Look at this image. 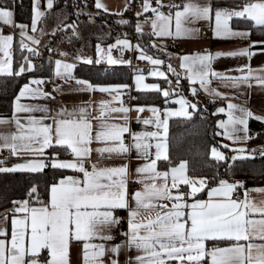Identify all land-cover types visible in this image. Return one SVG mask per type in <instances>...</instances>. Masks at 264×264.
<instances>
[{"label": "snow or ice", "instance_id": "1", "mask_svg": "<svg viewBox=\"0 0 264 264\" xmlns=\"http://www.w3.org/2000/svg\"><path fill=\"white\" fill-rule=\"evenodd\" d=\"M57 2L31 0L30 22H16L13 7L7 0L0 2V24L19 30L17 41L15 33L5 34L0 29V75H27L26 82L11 99V114L0 115V126H7V130H0V150L7 149L9 156L18 161L3 166L7 158L0 159V173L19 171L39 175L51 168L55 174L50 182H44L43 192L40 182L33 181L22 198L5 201L8 206L0 209V264H72L73 244L78 246L80 264H206V261L207 264H264V202L257 205L248 199L250 191L264 192V188L249 189L245 187L246 181L222 177L219 173L211 177L189 176L186 161L172 165L169 158L170 118H191L199 108V101H191L179 92L180 79L184 77L193 96L198 92L193 84L198 82L199 90L213 99L226 101V108L215 109L216 113L226 112L228 117L216 121L223 130L217 134L234 143L213 144L211 157L229 162L255 159L258 155L264 160V145L258 149L246 146L247 141L259 135H249V120L264 123V111H253L229 98L243 87L251 89L253 83L264 89V64L258 68H253L250 62L224 70L214 67L218 58L244 57L251 61L257 53L264 56V39L215 52L203 49L171 53L165 44L168 38L190 37L199 32V28L189 24L201 20L212 22L214 38L249 39L254 28L264 33V0H236L233 7H214L211 0L203 3L140 0L139 10L134 12L135 33L142 38L146 34L145 25H149L147 35L154 39L147 44L138 40L135 45L126 38L127 34L125 38L117 36L114 43L107 45L98 40L94 57L77 50L72 61L66 59L69 52L50 46L52 37L64 32L67 35L62 39L71 43L72 37L81 36L79 16L87 15L89 22H94V15L101 11L122 16L135 0H127L120 12L110 11L102 0H94L96 13L85 11L87 0H82L84 7L73 3L70 6L75 20L68 19L69 4L64 0L63 7L54 13V26L45 32L41 24L53 14ZM233 17L250 22L249 27L233 28L230 25ZM116 23L128 25L130 21L122 18ZM45 35L49 36L45 48L58 56L54 60L51 55L48 57L52 65L50 77L33 76L36 58L42 57L41 37ZM17 43L19 62L14 56ZM149 47L168 57L167 71L162 70L165 60L149 54ZM113 49L119 51V57L113 56ZM126 50L134 51L138 59L150 64L147 76L167 82L168 88L160 83H145L142 70L133 68L135 88L159 93L164 99L163 108L155 104L125 105L122 97L125 90H131L130 85L96 83L74 74L78 63L131 66V60L123 57ZM173 57L178 60V66L171 62ZM169 74L176 77L175 82ZM56 79L61 83L53 82L52 91L44 90V83ZM213 80L234 91H219L211 86ZM95 92L109 98L93 101L90 94ZM81 93L89 94V99L57 100V96ZM171 99H175L178 108L168 106ZM39 100L47 102H34ZM117 103L119 106H114ZM145 110L151 116L141 118L140 113ZM132 111L136 112L137 122L154 125L155 130H134L130 126ZM221 148L229 149L234 155L229 158ZM62 154L69 158H61ZM114 157L121 162H104ZM133 158L145 162L133 168L130 164ZM158 161H167L170 166L160 170ZM231 167L229 162V171ZM66 170L74 174L65 175ZM130 181L140 187L131 188ZM241 188L243 198H233ZM202 191H207V199L197 198ZM119 210L127 211L126 230L119 227L124 223L116 215ZM257 214L259 219L254 218ZM255 239L262 242L253 243ZM221 243L226 246L219 247ZM44 252L47 256L42 260ZM121 254H126L123 261Z\"/></svg>", "mask_w": 264, "mask_h": 264}, {"label": "trees", "instance_id": "2", "mask_svg": "<svg viewBox=\"0 0 264 264\" xmlns=\"http://www.w3.org/2000/svg\"><path fill=\"white\" fill-rule=\"evenodd\" d=\"M0 1L3 2V0ZM67 2L69 7L66 11L70 14L68 18L71 20L77 19L74 14V9L70 5L76 3L80 7H84L82 0H67ZM7 3L13 6L16 21L30 22L31 0H7ZM63 3L64 0H58L56 7L52 10L53 14L50 15L43 24H41V27H44L46 32H49L54 26V13L57 9L63 7ZM87 9H89L90 12H88ZM85 11L88 13L97 12L92 0H87V7L85 8ZM86 18H88L87 15L79 16V20ZM122 18L128 19L130 23L128 25L117 24L116 21ZM140 19L143 20L144 17H140ZM232 21L234 26L249 27L250 25V22H245L242 18H232ZM82 23H84V27L81 26ZM89 23V20L83 22L79 21V24L83 28L84 32L79 38H72L71 43L73 47H70L71 49L80 47L83 43V49L80 48V50H91V54H93L95 44L98 40L100 43L106 45L109 44V42H111L115 37L125 36V34H127L126 37H130L136 43L139 40L142 44H147L150 39H154V37L147 35L149 32L148 30H145L146 34L142 38L137 36L134 30L136 17L131 9L124 11L122 16L105 14L101 11L99 15H94L93 24L96 23L98 26H92L91 31H87V28H90L91 26ZM85 26H88L86 30ZM58 36L59 35L51 38L50 46L53 48L58 47L65 51L68 50L71 44H60L57 41ZM252 37L257 40L264 39V33L254 28L252 30ZM15 38L17 41L19 40L17 36ZM47 43H49V40ZM165 44L168 52L173 53L175 51H181L178 41L176 40H169ZM15 48L16 51L14 56L16 61L19 62L21 57L18 43L15 45ZM147 51L153 56L159 55L161 59L165 60V62L168 61V57L166 55L158 53L154 48L149 47ZM41 52L42 57L36 58L37 68L31 73V75L49 77L52 72V65L48 63V57L50 55L52 56L56 52L50 54L45 46ZM41 65H43V67H41ZM74 74L77 77L89 79L96 83H128L131 77V72L126 65L107 67L106 64L88 65L85 63H78L77 67L74 69ZM26 80L27 75H22L21 77L0 75V115L11 114V99L14 97L16 92H18L19 86L25 83ZM184 81L187 82L186 79H184ZM164 83L165 81L163 82L162 87ZM179 92L191 101H199V108L193 111L191 118L173 117L169 121V158L172 161V165H175L180 160H184L187 162V173L190 176L211 177L219 173L222 177L246 181V188L251 185L264 184V160L260 159L258 155L255 159H237L235 161L229 160L232 165L231 170L229 171V162L216 161L209 154L210 148L213 144L219 145L221 143L224 144L225 142L223 136L217 134L221 132V129L216 125V121L221 120L223 113L215 112V109L221 106L222 102L218 99H210L208 97L199 96L198 94L193 96L189 91L188 85H182ZM133 103L156 104L163 106L164 99L155 91L134 90ZM170 104L172 103H169L168 105ZM257 133H259L258 136H254L253 139L247 141L249 147H255L264 143L263 128H258ZM220 150L224 151L229 158L234 155V153H232L229 149L221 148ZM63 156L64 155L62 154L61 157ZM12 161L13 159L8 158L6 163H11ZM169 166L170 165H168L167 161L158 162V167L161 169H166V167ZM64 174L71 175L74 173L72 170H66ZM53 175L55 174L51 168H46L44 172L39 175L22 173L19 171L14 173H0V209L8 206L5 201L22 198L27 187H30L31 182L33 181L40 182V191L43 192L44 182H50ZM209 186L211 187L212 185ZM242 189L243 188L238 189L237 192ZM206 193L207 191L198 193L197 198L205 197Z\"/></svg>", "mask_w": 264, "mask_h": 264}, {"label": "crops", "instance_id": "3", "mask_svg": "<svg viewBox=\"0 0 264 264\" xmlns=\"http://www.w3.org/2000/svg\"><path fill=\"white\" fill-rule=\"evenodd\" d=\"M92 1H93V4H94V0H92ZM102 2L107 5V7L110 9V11H112V12H120L124 8L125 3L127 2V0H102ZM164 2L168 3V0H164ZM174 2L180 3L181 0H174ZM199 2L203 3L204 0H199ZM211 2L213 3L214 7L217 6V5L233 7L236 4V0H211ZM218 2H221V3H218ZM13 10H14V8H13ZM138 10H139V6L137 7L136 11H138ZM164 11L167 12L168 9L165 8ZM149 15H151V13H149ZM233 18H236V17H233ZM14 20H15V17H14ZM16 22H18V21H16ZM211 23L212 22H209L207 20H201V21L196 22L194 25L193 24H189V27L199 28V32L193 33L190 37H183V38L174 39V40L178 41L179 48H181V51H175L173 53H188V52H193V51H200V50H203V49H209V50H211L213 52H215L217 50H225V51H227V50H231V49L236 48V47L244 46L245 44L249 43L250 40H257L254 37H252V32H251V35H250L249 39H240V38L220 39V38H214L212 36V32H211ZM0 25H3V24H0ZM230 25L233 28H237V27L246 28L244 26H234L232 20L230 21ZM3 26L6 27V30L3 31L5 34L10 33V32L11 33H15L17 38H19V36H18V31L19 30L18 29L13 28V27L8 26V25H3ZM172 27L174 29V22H173ZM149 28H150L149 25H145V30L149 31ZM120 37L121 38H125V36H120ZM126 38L129 39L133 45L136 44V42L133 41L130 37H126ZM115 39H116V37L111 42H109V44L114 43ZM166 40L169 41V40H173V39L168 38ZM167 41H165V43H167ZM130 51H131V56L125 57L124 54H123L124 59H130L131 61H133L135 59H138L137 58L138 54L134 53V51H132V50H130ZM112 54H113L114 57H119L120 56L119 51L116 50V49H113ZM57 56H58V53H54L52 55L53 60L55 58H57ZM73 56L69 55L68 57H66V59H68L69 61H72ZM92 56L93 57L95 56V47H94V53H93ZM167 62L165 63V67L162 69L164 71H167V67H166ZM171 62L173 63L174 66H178L179 62H178V60L175 59V57H173ZM249 62H250L251 66L253 68H258L259 65L264 64V56H262L259 53H257L255 56L252 57L251 61H248L247 58H244V57L218 58L216 61H214V67L216 69H218V70H224V69H227V68L235 67L238 63H249ZM107 67H112V66H108L107 65ZM149 68H150V64H149V67L139 68V69L142 70V72L140 74L145 75V83H160L161 86H162V84L164 82V80L162 78L147 76L146 73L149 70ZM130 72H131L130 81L128 83H125V84L130 85L131 86V90L130 91L129 90H125V94H130L132 96V100H133V92H134V90H137V89L135 88L134 81L132 79L133 70H130ZM233 74H238V73H233ZM51 75H52V72H51ZM184 79H186V78H184ZM54 83L60 84L61 81L59 79H56V80H54ZM188 83H189V81H188ZM193 86H195V87L197 86L196 88L198 89V91L202 92V96L203 97H208L210 99H213L212 96H209L203 90H199V83L198 82H194ZM211 86L218 88V90L221 91V92H232V91H234V90L229 89L227 87L221 86L219 81H215V80L212 81ZM64 87L67 88V85H64ZM188 87H189V85H188ZM46 91H52V86ZM144 91H154V90H144ZM241 93H244V94L242 95ZM90 95H91V99L93 101L99 100L101 98H104V99H108L109 98L107 94L100 93V92H95V93H92ZM229 98H231L234 103L244 104L245 106L251 108L253 111H256V112L264 111V89H261L259 86L255 85L254 83H253L251 89H248L247 87H243L239 91H237V93H236V95L234 97H229ZM61 99H63V100H87V99H89V94L81 93L79 95H74V96H67V95H65V96H57V100H61ZM215 99H218V100H220L222 102L221 106H224L225 108L227 107V104H226L225 100H222L219 97H216ZM25 102H28V101H25ZM34 102L44 103V102H47V101L39 100V101H34ZM169 103H172V104L168 105L169 107H172V108H178L179 107V105L175 102V99H171L169 101ZM132 104H138V103H133V101H132L131 104H125V105H129L130 106ZM114 106H119V105L117 103ZM157 106H159L161 108L164 107V105L163 106L157 105ZM95 115H96V113L93 112V116H95ZM113 115H118V114H113ZM129 115L132 117L130 126L134 130H137V131H140V130L153 131V130H155V126L154 125H144L142 123V121L141 122H137L135 120V116H136V112L135 111H132ZM140 116H141V118L150 117L151 113L149 111L145 110L144 112L140 113ZM227 118H228L227 117V113L226 112L223 113V116H222L221 120H226ZM249 128H250L249 135L252 136L254 133H257L258 128H263V130H264V123L256 121L255 119H250L249 120ZM0 130H7V126H0ZM221 131H223V130L221 129ZM223 138L225 140L224 144H233L234 143L233 141L227 139L225 136H223ZM236 143H245V142H236ZM246 146H247L248 149H258L259 146H261V145H258V146H255V147H249L248 143L246 142ZM93 147H96V145L93 144ZM152 151L153 152L155 151L154 146L152 148ZM132 156L135 157V152L132 153ZM4 158L13 159V161L11 163L7 162L3 166H10L12 163L18 162L15 157H10L9 156V152H8L7 149L0 150V159H4ZM61 158H69V157L63 156ZM94 158H97L95 156V154H94ZM104 162L105 163H120L121 160L118 157H114L111 161H104ZM144 162L145 161L143 159L137 160V159L133 158V159L130 160V164L132 165L133 168L137 164L144 163ZM178 163H176V164H178ZM159 169L160 170H165V169H161V168H159ZM138 187H140L139 184H138ZM247 188H249V189L264 188V184L251 185V186H248ZM238 194L241 195L240 199H242L243 196H244V189H242L239 192L236 191L234 193V197L233 198H236V196ZM207 198H208V194L207 193H206L205 197H202V198L198 197V199H207ZM248 199H249L250 202L259 205L261 202H264V192L250 191L248 193ZM121 213H126L127 214V211L126 210H119V211L116 212V215L119 216ZM154 214L155 213H153V215ZM144 215L146 216L147 213H144ZM254 218L259 219V215L257 214ZM125 226H126V229H127V222H125ZM252 242L253 243H261L262 241H260L259 239H255ZM209 246H211V245H209ZM218 246L219 247H224L226 245L221 243ZM77 249H78V246L73 244L72 249H71V261H72V264H80V257L78 256ZM132 254H135V252L133 251ZM120 259H121V261L125 260L126 259V254H121ZM206 264H207V261H206Z\"/></svg>", "mask_w": 264, "mask_h": 264}, {"label": "built area", "instance_id": "4", "mask_svg": "<svg viewBox=\"0 0 264 264\" xmlns=\"http://www.w3.org/2000/svg\"><path fill=\"white\" fill-rule=\"evenodd\" d=\"M139 2H140V0H135V2L132 3V4L130 5V9L132 10V12H135V11H136L137 7L139 6ZM0 29H2L3 31H5V30H6V27L3 26V25H0ZM124 56H125V57H129V56H131V51H130V50H126V51L124 52ZM127 67L129 68V70H133V68H144V67H149V63L146 62V61L140 60V59H135V60L131 61V66L127 65ZM169 78H170L171 80H173V82H175V80H176V77H175L174 75H172V74H169ZM53 82H54V81H48V82L44 83V84L42 85V87H43L45 90H48V89L52 86V83H53ZM182 85H189L188 81L185 82L183 77L180 79V87H181ZM163 87H164V88H168V87H169L168 84H167V82L164 83ZM196 87H197V86H196ZM179 90H180V88H179ZM197 94H198L199 96H202V92H201V91H198ZM122 99H123V102H124L125 104H131L132 101H133V100H132V96H131L130 94H124V96L122 97ZM129 183H130V187H131V188H133V189L138 188V184L132 183L131 181H130ZM236 198H237V199H240L241 196H240V195H237ZM119 217H121L122 220H124V223L121 224L119 227L122 228V229H124V230H126L125 222H126L127 214H126V213H121V214L119 215ZM117 239H119V237H117ZM46 256H47V254H46V252H44V253L41 255L40 258L43 260V259L46 258Z\"/></svg>", "mask_w": 264, "mask_h": 264}, {"label": "rangeland", "instance_id": "5", "mask_svg": "<svg viewBox=\"0 0 264 264\" xmlns=\"http://www.w3.org/2000/svg\"><path fill=\"white\" fill-rule=\"evenodd\" d=\"M88 10V12H90V10L89 9H87ZM92 12V11H91ZM93 13V12H92ZM55 16H54V22H55ZM69 19V18H68ZM69 20H71V19H69ZM87 20H89L88 18H86V19H83V20H79V21H81V22H83V21H87ZM89 24H91V26H90V28H87L88 26H85V30H86V28H87V31L88 30H90L91 31V27L92 26H94V27H97L98 25L96 24V23H94L93 24V22H90ZM88 24V25H89ZM93 24V25H92ZM81 26L82 27H84V23H82L81 24ZM80 26V24H78V31L80 32V34H83V32H84V30H83V28ZM93 30V29H92ZM46 32V31H45ZM97 33V32H96ZM57 35H59L58 36V39H57V41L60 43V44H64V43H67V44H71L70 46H69V48H68V50H66L67 52H69L70 53V55H74V54H76V52H77V50H79L82 54H85V55H87V56H92L93 54H91V50L89 51V50H85V51H83V50H80V48L81 49H83V43L81 44V46L80 47H75V48H73V49H71L70 47H73L72 46V43H69V42H66V41H68L67 39H62L63 37H66V33H64V32H60V33H57L55 36H57ZM72 38H77V37H72ZM48 40H49V36H47V35H45V36H43V37H41V41H42V43H41V46H40V50L42 51L43 49H44V45H45V43H47L48 42ZM65 51V50H64ZM261 145H264V143H262Z\"/></svg>", "mask_w": 264, "mask_h": 264}]
</instances>
